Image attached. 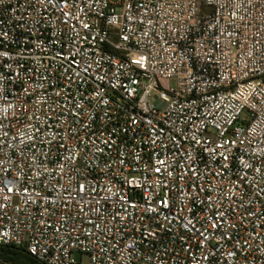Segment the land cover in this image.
<instances>
[{
	"label": "built area",
	"instance_id": "2783aa9c",
	"mask_svg": "<svg viewBox=\"0 0 264 264\" xmlns=\"http://www.w3.org/2000/svg\"><path fill=\"white\" fill-rule=\"evenodd\" d=\"M8 246L264 264V0H0Z\"/></svg>",
	"mask_w": 264,
	"mask_h": 264
},
{
	"label": "trees",
	"instance_id": "16d2710c",
	"mask_svg": "<svg viewBox=\"0 0 264 264\" xmlns=\"http://www.w3.org/2000/svg\"><path fill=\"white\" fill-rule=\"evenodd\" d=\"M0 257L3 264H42L26 250L12 246L0 247Z\"/></svg>",
	"mask_w": 264,
	"mask_h": 264
},
{
	"label": "rangeland",
	"instance_id": "374dc122",
	"mask_svg": "<svg viewBox=\"0 0 264 264\" xmlns=\"http://www.w3.org/2000/svg\"><path fill=\"white\" fill-rule=\"evenodd\" d=\"M0 264H3L1 257H0ZM84 264H88V258L84 259Z\"/></svg>",
	"mask_w": 264,
	"mask_h": 264
}]
</instances>
